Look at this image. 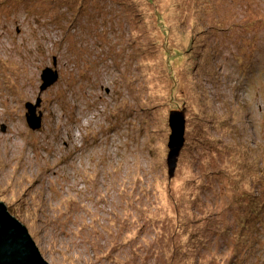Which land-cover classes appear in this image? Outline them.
Segmentation results:
<instances>
[{
    "label": "rangeland",
    "instance_id": "1",
    "mask_svg": "<svg viewBox=\"0 0 264 264\" xmlns=\"http://www.w3.org/2000/svg\"><path fill=\"white\" fill-rule=\"evenodd\" d=\"M0 201L48 264H264V0H0Z\"/></svg>",
    "mask_w": 264,
    "mask_h": 264
},
{
    "label": "water",
    "instance_id": "2",
    "mask_svg": "<svg viewBox=\"0 0 264 264\" xmlns=\"http://www.w3.org/2000/svg\"><path fill=\"white\" fill-rule=\"evenodd\" d=\"M58 79L57 72L47 70L42 74V85L40 91L51 86ZM38 102L27 106L29 127L37 129L40 126V114L35 116ZM170 136L168 140L167 167L169 177L174 175L177 157L184 145L185 120L183 111H171L169 113ZM0 264H48L41 256L37 246L31 239L27 229L21 225L7 211L5 205L0 201Z\"/></svg>",
    "mask_w": 264,
    "mask_h": 264
},
{
    "label": "trees",
    "instance_id": "3",
    "mask_svg": "<svg viewBox=\"0 0 264 264\" xmlns=\"http://www.w3.org/2000/svg\"><path fill=\"white\" fill-rule=\"evenodd\" d=\"M53 70V69H52Z\"/></svg>",
    "mask_w": 264,
    "mask_h": 264
}]
</instances>
